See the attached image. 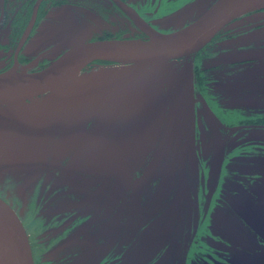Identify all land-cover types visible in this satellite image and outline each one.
<instances>
[{"label": "rangeland", "instance_id": "obj_1", "mask_svg": "<svg viewBox=\"0 0 264 264\" xmlns=\"http://www.w3.org/2000/svg\"><path fill=\"white\" fill-rule=\"evenodd\" d=\"M204 7L197 9L200 11ZM172 15H165V19H170ZM47 22L41 21L40 24ZM122 25V22H118V26ZM132 32L136 34L137 31L132 29ZM255 32L259 39H264V26ZM85 39L73 33L62 38L38 31L33 42L38 45L45 40L51 46L49 52H54ZM37 49L38 46L34 48ZM103 62L112 65L85 69L39 97L0 107L3 109L1 111L14 117L11 121L17 127L16 132L10 133L11 137L14 136L13 143L11 140H0V169L9 173V179L1 178L0 200L22 224L33 264H88L89 258L87 260L86 257H90V248L85 240L93 239L101 232V226L95 224L101 223L100 217L109 220L107 225L102 226L108 232L107 242L99 247H112L114 236L111 233L117 232V229L120 233L116 237L123 241L114 248L124 250L120 251L121 256L110 260L109 264H181L185 260V249V255H190L193 246L191 238L187 236L189 230L185 229L190 204L185 198H178L179 204L173 203L167 209L166 219H160V210H157V214L144 211L141 214L138 200L146 183L144 181L152 180L150 175L170 152L172 140L177 135L182 136L193 115L191 60L184 57L179 63ZM30 67L33 66H25ZM246 84L245 81L239 82V90L245 91L248 87ZM199 98L201 101L204 99L201 95ZM207 109L203 108L208 112ZM213 113L220 114L216 109ZM214 114H209V119ZM5 121L10 120L7 118ZM179 141L181 143L182 139ZM185 142L177 145L175 151L182 160L180 162L185 163V159L190 158L191 171H185L184 176L179 175V180H170L176 183L178 192L188 189L189 193L198 194L199 205L195 203L194 206L197 211L194 220H198L203 215L201 191L207 190L208 186L218 189L222 183L218 180L222 177L220 169L225 167L221 166V160L217 157L216 165L209 171V181H202L204 154L198 155L200 147L197 145L196 150L188 145L190 150H194L192 160L191 153L190 156L185 155L188 148ZM216 147L219 145L216 144ZM15 173L17 177L13 178ZM230 173L234 174L233 171ZM212 179L218 181L213 182ZM166 181L167 178L160 186L158 182L159 191L160 188L164 189ZM214 183L218 186L213 187ZM112 184L114 193L110 194V198L105 196L106 193L103 197L102 207L105 208L94 207L95 199L103 195V192L97 195V191ZM259 190L263 197L254 204L253 209L241 214L242 217L223 214L221 221L229 223L231 228L240 227L241 232L244 230L254 238V234L243 224L244 218L264 224V185ZM119 194H128L125 197L132 198L134 207L125 208L122 204L125 198H117ZM166 200L168 197L165 194L159 195L157 209ZM178 205L182 206L183 219L182 224L176 227L175 206ZM78 216L82 217L79 226L73 224ZM148 216L149 220L146 221ZM93 227H97V230ZM77 235L84 242L82 262L71 260V256H68L72 253L71 247H74ZM169 238L176 239L173 243L180 245L174 260L171 255L175 251L169 247ZM164 246L167 249L163 256L154 260L156 252ZM149 247L155 251H150ZM143 257L146 261L142 260Z\"/></svg>", "mask_w": 264, "mask_h": 264}, {"label": "flooded vegetation", "instance_id": "obj_2", "mask_svg": "<svg viewBox=\"0 0 264 264\" xmlns=\"http://www.w3.org/2000/svg\"><path fill=\"white\" fill-rule=\"evenodd\" d=\"M214 1L0 0V73L9 70L21 73L41 70L67 49L85 42L125 37L148 38V33L136 18L159 32H173L195 20ZM200 6L205 7L199 11L197 8ZM65 11L68 13L66 14ZM169 14L174 15L170 19H165V15ZM46 20L47 23L40 24L41 21ZM118 22H122L123 25L118 26ZM263 26L264 8L244 13L224 25L198 51L186 56L191 60L194 80L193 115L182 136L179 137L176 132L177 136L174 138L177 142L172 140L170 152L158 163L150 175L152 180L144 181L146 183L138 200L141 214L142 211L157 214V210H160L158 211L161 213L159 217L162 218L160 219H166L167 209L171 208L173 203L179 204L178 198H185L186 202L190 204V209L186 212L188 214L185 220V229L189 230L187 236L191 238L193 245L191 252H193H190V255H185L187 252L185 249V260H182L181 264H264V239L253 228V225L264 228V224H257L252 219L244 218L243 225L254 234L253 238L243 229L241 232L240 227L231 228L229 223L221 221L223 214H237L242 217L241 214L253 209L256 206L254 204H257L263 197L259 194V188L264 185V39H259L255 32ZM132 29H136V34L132 32ZM38 31L62 38H65L68 33H73L75 36L79 35L86 39L64 50L49 52L51 46L47 45L49 43H46L45 40L34 45L33 38ZM44 44L45 47H42ZM36 46L38 49L34 50ZM54 54L55 56H52ZM182 59L184 57L178 58L175 63H179ZM103 60L105 59L94 60L79 72L91 67L112 65L106 64ZM26 65L33 67L25 68ZM243 81L248 84L245 91L239 90L241 86L238 84ZM200 95L203 96V101L200 100ZM23 101L0 103V107ZM203 108H208V112ZM215 109L220 114H214ZM1 110L3 109H0V140L6 142L11 140L13 143L14 136L11 137L10 133L17 128L16 124L11 121L14 120V117ZM208 113L214 114V119H209ZM7 118L10 120L9 122L5 121ZM214 135L216 138H213ZM179 139H182L181 143ZM184 141H186L187 147L189 145L194 150H196V145L200 147L199 151L197 150L198 155L204 154L205 161L201 163L203 166L202 181H209V171L216 165L217 157L221 160V166L225 167V169H220L222 177L218 179L222 183L219 186L215 183L213 185V187L218 186L219 188L214 189L212 186H208L207 190L201 191L203 198L201 213L203 215L202 219L198 218V220H194V213L197 214L195 203L199 205L198 194L193 195L189 193L188 189L178 192L176 183L170 180V178L179 180V175L184 176L185 171H191L190 158L187 157L185 163L180 162L182 160L179 159L178 152L175 151L176 146L182 145ZM216 144L219 147H216ZM193 149L190 150L189 147L187 150L184 149L186 150L185 155L190 156L189 153L193 155L192 160L195 155ZM13 170L17 172V170ZM232 171L234 174L230 173ZM8 175V172H3L0 169V181L2 177L9 179ZM16 177L15 173L13 178ZM165 177L168 181L163 185L164 189L160 188L159 191L158 182L160 186L162 181L166 180ZM192 180L194 181V179ZM218 180L212 179L213 182ZM244 182H251V184ZM166 184L168 185L166 186ZM174 187L175 189H173ZM113 188V184L105 185V189L97 191V195H103L99 196L97 200L95 199L94 207L105 208L102 207L103 199L105 196L111 197L110 194L114 193ZM101 192L103 193L99 194ZM163 194L168 197V200L164 201L157 209L158 197ZM125 196V194L117 196V198H125L122 204L126 207L122 206V208L134 207L132 198L126 199L128 194ZM175 209V224L176 227H179L183 219L182 206H175ZM205 214L210 215L206 216ZM99 220L101 223L95 224L101 226L99 228L101 232L93 239L90 237L85 240L87 241L86 245H89L90 248V257H86L87 260L89 258L88 264L90 262L109 264L110 260L121 256L122 249L120 247L114 250L123 243L116 237L120 233L118 229L117 232L111 233L114 236V238L112 237L114 243L112 247H99L107 242L108 232H106L107 229L105 230L106 227L102 226L109 219L100 217ZM147 220H149V216L146 218ZM155 221L157 222V220ZM81 223L82 217L78 216L73 220V224L77 226ZM93 229L97 230V227H93ZM110 230L113 231V229ZM75 238L74 247H71L72 253L68 256H71L69 257L71 260L82 262L83 238L79 235ZM109 238L111 237L109 236ZM169 239L171 243L169 247L175 251L174 255H171V259L174 260L177 258L180 245L173 243L176 239ZM76 242L80 244L77 245ZM150 249V251L153 250ZM166 249L165 246L161 247L154 255V260L162 257ZM146 250L149 252L148 247Z\"/></svg>", "mask_w": 264, "mask_h": 264}, {"label": "water", "instance_id": "obj_3", "mask_svg": "<svg viewBox=\"0 0 264 264\" xmlns=\"http://www.w3.org/2000/svg\"><path fill=\"white\" fill-rule=\"evenodd\" d=\"M264 8V0H215L195 20L162 33L136 18L148 38H112L67 49L45 68L29 73H0V103H14L52 90L98 60L127 63L177 62L202 48L224 25L244 13ZM0 264H33L27 235L16 215L0 200ZM264 239V228L253 225Z\"/></svg>", "mask_w": 264, "mask_h": 264}, {"label": "bare ground", "instance_id": "obj_4", "mask_svg": "<svg viewBox=\"0 0 264 264\" xmlns=\"http://www.w3.org/2000/svg\"><path fill=\"white\" fill-rule=\"evenodd\" d=\"M3 202H4V201H3ZM0 210H1V211H3V208H2V207H0ZM1 211H0V212H1ZM1 213H2V212H1Z\"/></svg>", "mask_w": 264, "mask_h": 264}]
</instances>
